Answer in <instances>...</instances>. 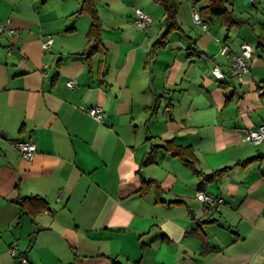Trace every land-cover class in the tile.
Wrapping results in <instances>:
<instances>
[{
    "label": "crops",
    "instance_id": "0c3cea01",
    "mask_svg": "<svg viewBox=\"0 0 264 264\" xmlns=\"http://www.w3.org/2000/svg\"><path fill=\"white\" fill-rule=\"evenodd\" d=\"M81 7L0 0V264H22L12 244L28 264H264V140L244 137L264 123V57L255 49L264 0L231 1L254 31L243 25L221 40L215 17L170 32L154 50L165 28L160 4L97 0L101 44L89 55L91 16ZM136 8L152 16L148 28L134 25ZM190 8L186 1L184 17L194 22ZM216 38L236 53L253 44L242 83ZM92 105L103 108L102 122L84 110ZM16 140L35 143L31 160ZM170 140L193 149L194 166L163 149ZM145 180H153L145 195L121 196L122 185ZM199 190L228 205L202 204ZM29 196L48 207L22 212Z\"/></svg>",
    "mask_w": 264,
    "mask_h": 264
},
{
    "label": "trees",
    "instance_id": "16d2710c",
    "mask_svg": "<svg viewBox=\"0 0 264 264\" xmlns=\"http://www.w3.org/2000/svg\"><path fill=\"white\" fill-rule=\"evenodd\" d=\"M160 4L164 9V30L160 38L155 41L151 48L152 50L162 47L165 44L167 36L170 32H179L187 34L177 20L179 1L178 0H152ZM231 0H191V4L198 7V11L203 21L211 20L212 18H220L222 26H225L228 31L233 28H239L247 25L250 30L254 31V25L244 17L237 16L232 7ZM97 0H82L81 10H86L91 16V23L87 32L89 47L83 54L93 53L99 44H101V29L102 23L96 8ZM255 49L258 50L264 57V22L258 25V32L255 34ZM166 152H170L173 156H177L182 161L194 166L195 154L190 146H180L173 140L166 141L162 145ZM153 185V180L141 181L140 185L132 182L125 183L120 187L122 197L138 194L143 196L147 193L150 186ZM21 211L31 214L43 211L48 207L47 202L39 196L24 197L19 201Z\"/></svg>",
    "mask_w": 264,
    "mask_h": 264
},
{
    "label": "built area",
    "instance_id": "2783aa9c",
    "mask_svg": "<svg viewBox=\"0 0 264 264\" xmlns=\"http://www.w3.org/2000/svg\"><path fill=\"white\" fill-rule=\"evenodd\" d=\"M192 19L194 22L203 25L202 17L199 11L195 8L192 9ZM153 22L152 16L141 8L135 9V15L133 18V23L141 29L148 28ZM6 30L5 25L0 22V37L2 33ZM9 32L17 34L16 29H8ZM16 39L19 40L20 37L16 35ZM52 38H47L42 42V47L44 49L50 48L52 44ZM216 42L220 44L219 53L223 55L229 62L230 69L229 73L234 77L239 83H242L250 73V59L254 52V46L250 42H243L240 46V52H233L227 44L221 41L219 38H216ZM8 52H10V47H7ZM213 74L217 78L223 77V73L219 70L218 67H215L212 70ZM67 85L72 87L74 85L73 80H68ZM86 113L92 118L96 119L99 122L103 121V108L100 105H92L87 108H84ZM245 140L254 144H258L264 140V123L258 125L257 127H251L244 129ZM14 147L17 149L19 154L27 160H31L36 151V145L29 140H16L13 143ZM195 197L204 205L211 207L215 210H218L221 205L227 204L226 200L222 196L212 195L204 191H197ZM8 252L14 258H18L19 262L22 264H28V260L25 256L18 255L17 246L12 244L9 246Z\"/></svg>",
    "mask_w": 264,
    "mask_h": 264
},
{
    "label": "rangeland",
    "instance_id": "374dc122",
    "mask_svg": "<svg viewBox=\"0 0 264 264\" xmlns=\"http://www.w3.org/2000/svg\"><path fill=\"white\" fill-rule=\"evenodd\" d=\"M179 1V10H178V15H177V20H178V22L180 23V25H181V23H182V25L181 26H183L182 28L186 31V32H188L187 30H186V28L188 29V28H194V29H201L202 27H203V25H201V24H198V23H196V22H191L189 19H186L187 17H184L185 16V14L183 13V7H186V1L187 2H190L191 0H178ZM232 1V0H231ZM230 1V2H231ZM233 1H235V0H233ZM197 9H198V7H196ZM184 14V15H183ZM189 15H192V9L190 8V13H189ZM211 27H212V25H211ZM218 29V28H217ZM222 33H220V38H221V40H223L225 37H226V33L227 32H231V34H229V36H230V38H232V37H234L233 35H232V32H233V29H231V31H228L227 29H226V27L225 26H223V30L221 31ZM225 33V34H224Z\"/></svg>",
    "mask_w": 264,
    "mask_h": 264
}]
</instances>
